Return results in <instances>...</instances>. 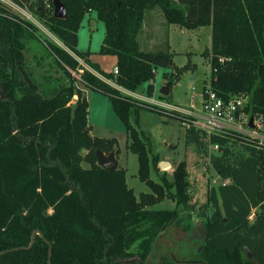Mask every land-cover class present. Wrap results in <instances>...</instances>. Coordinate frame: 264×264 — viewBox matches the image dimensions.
Listing matches in <instances>:
<instances>
[{"label": "trees", "instance_id": "1", "mask_svg": "<svg viewBox=\"0 0 264 264\" xmlns=\"http://www.w3.org/2000/svg\"><path fill=\"white\" fill-rule=\"evenodd\" d=\"M13 1L37 14L62 40L65 47L48 41V49L69 81L34 76L25 49L39 38L38 27L0 0V264H50V242L52 264H264V145L236 133L208 135L179 116L191 123L186 145H194L224 180L210 187L205 202H190L188 161L168 182L175 192L155 180L151 173L158 155L152 134L137 126L141 108L72 54L131 91L148 83L152 96L157 68L168 69L164 78L173 83L193 69L188 64L170 71L176 66L169 44L156 51L141 48L146 13L160 8L171 24L211 25L212 87L225 100L250 94L245 111L264 116V0H62L65 18L47 9L45 0ZM92 11L106 26L99 53L117 56V74L93 62L90 50L78 48L83 19ZM74 70L85 87L109 95L125 121L139 176L152 188L141 199L129 187L125 167L108 170L98 163V149L115 150L117 156L121 150L116 139L86 132L89 103ZM214 143L219 152L210 151ZM166 197L187 204L188 212L150 208ZM180 222L191 235L196 232L199 247L187 258L163 250L157 259L160 239Z\"/></svg>", "mask_w": 264, "mask_h": 264}, {"label": "rangeland", "instance_id": "2", "mask_svg": "<svg viewBox=\"0 0 264 264\" xmlns=\"http://www.w3.org/2000/svg\"><path fill=\"white\" fill-rule=\"evenodd\" d=\"M7 3V2H6ZM15 13L24 19L31 21L38 27L39 38L28 41L25 49L26 62L38 79L45 77H55L68 82L69 77L66 76L64 70L57 64L54 55L48 49V41L58 44V40L50 35L49 28L41 21L37 14L32 12L28 7L11 6L5 4ZM147 12L145 25L142 27V42L146 48L153 51L162 50L167 47L168 40L170 42V51L174 53L175 72L177 68L193 65L192 68L186 69L172 86L169 95L161 94V89L165 84L164 69L159 67L156 69L155 92L154 98L160 99L158 102L151 99L147 93V84H143L140 88L145 89L144 97H132L136 107L141 108L139 115L140 129L151 133L154 140L153 151L158 155V160L153 168L151 176L162 184L175 192V187H169L168 182L174 181V172L178 165L187 160L189 164V194L191 201L205 202L208 199L209 189L211 186H218L224 182L221 176L212 168L208 161L197 153L194 145L187 146L185 143V131L188 124H185L180 117H189L186 112L179 111L173 104L179 105L181 109L193 107L196 112L202 111V92L204 85L212 83V66L210 63V54L212 46V27L204 25L197 28H184L178 24L169 23L160 8H154ZM162 17L164 18L162 19ZM169 23V24H168ZM106 34V26L101 21L95 11L85 15L82 26L78 33V48L81 51L92 50L97 51L95 59L106 70H112L118 59L115 55H103L99 53ZM153 38V44L150 46V37ZM156 38V39H155ZM150 39V40H149ZM56 41V42H55ZM64 46L63 44H58ZM148 46V47H147ZM144 49V47H141ZM207 51H209L207 53ZM75 57L84 64V59ZM86 67V66H85ZM73 76L76 78V85L88 99L89 103V133L92 137L110 138L118 141L121 150L117 156L119 165L126 169V179L129 187L133 188L136 196L141 199L143 193L152 192L151 186L139 176V157L137 153L129 148L130 134L125 121L116 112L112 99L109 95L85 87L81 80L80 72L74 70ZM116 87V86H115ZM125 95V94H124ZM250 98V94H248ZM77 94L71 103H75ZM154 109V110H152ZM180 116V117H179ZM138 118V117H137ZM133 123L136 117L131 116ZM188 123V122H187ZM136 124V123H135ZM252 126L245 125L246 134H250ZM264 135V127L258 130ZM115 151V150H112ZM111 151V152H112ZM106 153V152H105ZM110 153V152H109ZM106 153V154H109ZM200 158V160H198ZM84 166L89 163L84 161ZM164 177V179H162ZM187 204H178V198H164L160 202L150 205V208L178 209L182 213H187ZM195 223H200V220ZM186 224L180 222L172 225L168 233L159 241L160 251L157 253V259L161 258L163 250L171 253L178 258H187L192 254V249L196 246V232L192 233L185 229ZM199 226V225H198ZM191 229V228H190ZM200 230L196 228L195 231ZM199 245V244H198ZM197 248L199 246H196Z\"/></svg>", "mask_w": 264, "mask_h": 264}, {"label": "built area", "instance_id": "3", "mask_svg": "<svg viewBox=\"0 0 264 264\" xmlns=\"http://www.w3.org/2000/svg\"><path fill=\"white\" fill-rule=\"evenodd\" d=\"M4 4L11 6H19L13 0H1ZM7 2V3H6ZM46 8L49 10H55L54 2L51 0H45ZM82 71V69L80 70ZM119 72L118 67L115 69V73ZM250 102V98L247 94H237L231 97L229 100H225L220 97L212 87V83H206L202 92V111L194 113L192 111L175 107L179 111L186 112L187 115L192 116V123L205 132L208 135L213 133L221 135H231L236 133L245 138H254L258 141V145H264V135H261L258 130L264 127V116H258L254 118V126H252L250 134H246L245 125H250L251 116L245 111L247 104ZM188 122V123H187ZM188 126L191 124L189 121H184ZM251 140V139H248ZM220 146L217 143L210 145L211 152H219Z\"/></svg>", "mask_w": 264, "mask_h": 264}, {"label": "water", "instance_id": "4", "mask_svg": "<svg viewBox=\"0 0 264 264\" xmlns=\"http://www.w3.org/2000/svg\"><path fill=\"white\" fill-rule=\"evenodd\" d=\"M54 5H55L54 13L56 17H59V18L67 17V8H66L65 3L62 0H54ZM172 85H173V81H168L166 85L161 89V93L164 95H168L171 91ZM250 126H254V116H251L250 118ZM86 132H89V130H86ZM86 151H87L86 149H83V152H86ZM97 157H98V163L102 167L108 170H115L116 168L119 167V160L117 158L116 151H112L109 154H106L103 150L98 149ZM36 232H39L40 234H42L40 230L35 231V233ZM34 240H35V237L33 236L32 243L30 246H32V244L34 243ZM52 253H53L52 243L50 242V252H49V257H50L49 263L50 264H52V260H51ZM133 260L134 259L129 260V261H133Z\"/></svg>", "mask_w": 264, "mask_h": 264}, {"label": "crops", "instance_id": "5", "mask_svg": "<svg viewBox=\"0 0 264 264\" xmlns=\"http://www.w3.org/2000/svg\"><path fill=\"white\" fill-rule=\"evenodd\" d=\"M152 11H154L153 9H152ZM148 12V11H147ZM97 14V13H96ZM146 16H147V13H146ZM164 17H162V19H163ZM145 21H146V17H145ZM145 21H144V25H145ZM164 22H166V25H167V21H165V18H164ZM169 24V23H168ZM50 33V35H52L54 38H56L58 41L57 42H59L58 44H63L64 45V43L62 42V40L61 39H59V37H57L53 32H49ZM145 33H142V30H141V32H140V35H139V40H140V44H141V47H144V49L145 50H152L151 48L152 47H150V48H146V45H143V42H142V35H144ZM149 37H150V42H147L148 43V45L150 46L151 44H153L152 42L154 41L153 40V36L151 37V35H149ZM156 39V38H155ZM53 42V41H52ZM56 42V41H55ZM168 43H169V45H170V42H169V40H168ZM62 47H65V45L64 46H62ZM148 47V46H147ZM88 51V50H87ZM90 51H92L91 49H90ZM97 53V51H93V53L91 54V56H90V58H91V60L93 61V62H97V63H99L97 60H94L95 59V54ZM84 67L86 66V68L87 69H89V70H91L92 72H94V73H96L98 76H100L101 78H103V79H105L106 81H108L109 83H111L112 85H114V86H116L117 88H119L120 90H121V92L123 93V94H125V95H128V96H132V97H138V96H140V97H144L143 96V94H144V92H145V89L143 88V89H141V88H138L136 91H131V90H129V89H127V88H125V87H123V86H120V85H118L117 83H116V81L115 80H113V79H108V78H106L104 75H102L100 72H98L95 68H93L91 65H89V64H87L86 62H85V60H84V64L83 63H81ZM102 67V66H101ZM117 68V63H116V65L114 66V68L112 69V70H106V69H104L105 71H108V72H115V69ZM165 84L168 82L166 79H165ZM154 84H155V82H154ZM165 86V85H164ZM163 86V87H164ZM173 86V85H172ZM172 89V88H171ZM171 92V91H170ZM161 93V92H160ZM162 94V93H161ZM154 95V94H153ZM169 95V94H168ZM151 99H153V100H155V101H158V102H165V101H159L160 99H155L154 98V96H151L150 97ZM174 105V107H180L179 105H176V104H173ZM184 110H188V111H192V112H194V113H199V112H196L195 110H194V108L191 106V107H186V109H184ZM228 181V180H227Z\"/></svg>", "mask_w": 264, "mask_h": 264}]
</instances>
